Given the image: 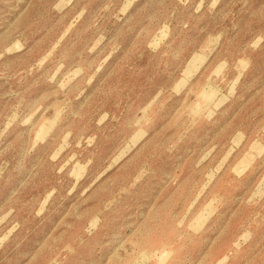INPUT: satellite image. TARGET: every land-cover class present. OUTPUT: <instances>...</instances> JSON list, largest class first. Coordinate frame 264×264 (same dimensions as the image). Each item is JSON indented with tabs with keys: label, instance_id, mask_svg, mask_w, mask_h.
<instances>
[{
	"label": "rangeland",
	"instance_id": "1",
	"mask_svg": "<svg viewBox=\"0 0 264 264\" xmlns=\"http://www.w3.org/2000/svg\"><path fill=\"white\" fill-rule=\"evenodd\" d=\"M257 10L0 0V264H264Z\"/></svg>",
	"mask_w": 264,
	"mask_h": 264
},
{
	"label": "clouds",
	"instance_id": "2",
	"mask_svg": "<svg viewBox=\"0 0 264 264\" xmlns=\"http://www.w3.org/2000/svg\"><path fill=\"white\" fill-rule=\"evenodd\" d=\"M234 28H235V25H233V29ZM211 31H214V30L200 32L199 36L195 38L196 42L195 44L192 45V50H195V48L199 46V43L203 40V38L207 36V34ZM227 36H228V39L232 42V44L236 46L237 50L244 49L245 47L250 45V42L254 39L264 38V10H257L251 13V16L249 18V23H248V31L245 33V37L243 39H237L236 36L229 35L228 29H227ZM248 50L252 54H256V53H260L264 51V49H261V48H256V49L248 48ZM144 53L145 55L141 57V61L146 62L147 58L150 57L152 53L149 49L146 48V46L144 48ZM113 123H119V121H114ZM151 134H152L151 131L146 132L144 140H142L139 144H136L132 149H130V151L128 152L127 156L124 159H127L128 156H131L137 149H139L141 145L144 143V141L147 140L149 136H151ZM121 135L123 134L121 133ZM119 139L120 137H117L115 140L112 141L111 149L114 150L116 148V146L119 143ZM113 166H115V162L112 165H109L108 170L110 171ZM149 174H150V170L147 168V166L142 167L140 170V174L136 177L135 182L132 185V187H135L136 184L140 183V181L143 180ZM100 223H101L100 217H96L95 222L92 225V227L98 229ZM85 231H87V229H85ZM88 234L91 235L90 232Z\"/></svg>",
	"mask_w": 264,
	"mask_h": 264
}]
</instances>
